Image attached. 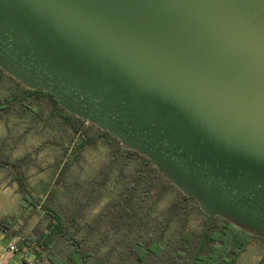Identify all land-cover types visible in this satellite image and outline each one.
<instances>
[{
    "label": "water",
    "instance_id": "1",
    "mask_svg": "<svg viewBox=\"0 0 264 264\" xmlns=\"http://www.w3.org/2000/svg\"><path fill=\"white\" fill-rule=\"evenodd\" d=\"M0 66L264 237V0H0Z\"/></svg>",
    "mask_w": 264,
    "mask_h": 264
},
{
    "label": "trees",
    "instance_id": "2",
    "mask_svg": "<svg viewBox=\"0 0 264 264\" xmlns=\"http://www.w3.org/2000/svg\"><path fill=\"white\" fill-rule=\"evenodd\" d=\"M0 122L6 153L27 136L42 138L28 157L0 161L10 180L5 186L18 184L25 214L38 218L25 234V218L5 220L0 228L27 242L32 253L25 256L36 264H264V237L220 216L193 261L209 219L197 199L147 155L124 149L120 139L1 66ZM43 147L57 152L55 170L49 180L40 179L39 197L27 204L33 197L26 172ZM42 167L38 173L48 170Z\"/></svg>",
    "mask_w": 264,
    "mask_h": 264
},
{
    "label": "rangeland",
    "instance_id": "3",
    "mask_svg": "<svg viewBox=\"0 0 264 264\" xmlns=\"http://www.w3.org/2000/svg\"><path fill=\"white\" fill-rule=\"evenodd\" d=\"M2 124L3 123L0 122V161H8L9 156H13L15 159L23 156L28 157V152L32 150L34 146H39L42 141L41 137L27 136L25 142L18 144L17 148L13 152L11 149L10 152L8 151L6 153V150L2 147V142L6 139V133L4 132ZM9 141L12 143L14 139L11 137ZM56 155L57 152L51 148L43 147L41 150L36 151V166L28 167L29 169H27L26 172V179L28 181L27 186L33 197L31 198L29 196V200L25 201L27 204L35 203L36 198L39 197V193L44 187L41 184L40 179L49 180L53 175L56 166ZM41 167H46L48 170L38 173ZM3 171L4 170L0 168V226L8 219L16 221L18 219L25 218L26 222L23 224L22 231V234H25L26 231H29L31 227L36 224L38 218H33V216L25 214L26 211L22 206V194L20 193L18 184L16 186L9 184V187H6L5 185H7V182H10V180L8 178V171L6 173ZM29 216L32 217L31 220L27 219ZM17 228L18 226H14L15 230H17ZM18 249L19 250L15 253H7L3 255V258L7 259V264H26L24 257L26 254L30 255V253H32L31 247L27 244V242L19 241Z\"/></svg>",
    "mask_w": 264,
    "mask_h": 264
},
{
    "label": "built area",
    "instance_id": "4",
    "mask_svg": "<svg viewBox=\"0 0 264 264\" xmlns=\"http://www.w3.org/2000/svg\"><path fill=\"white\" fill-rule=\"evenodd\" d=\"M20 240V236H14L13 238L6 241L4 238L3 229L0 228V264H7L6 260L3 258L4 254L15 253L19 250L18 243ZM24 260L26 264H36L34 259L31 257L25 256Z\"/></svg>",
    "mask_w": 264,
    "mask_h": 264
},
{
    "label": "crops",
    "instance_id": "5",
    "mask_svg": "<svg viewBox=\"0 0 264 264\" xmlns=\"http://www.w3.org/2000/svg\"><path fill=\"white\" fill-rule=\"evenodd\" d=\"M3 233H4V238L6 241H8L9 239L13 238L14 236L11 235V233L9 232V230L6 227H3ZM7 261V259H5Z\"/></svg>",
    "mask_w": 264,
    "mask_h": 264
}]
</instances>
